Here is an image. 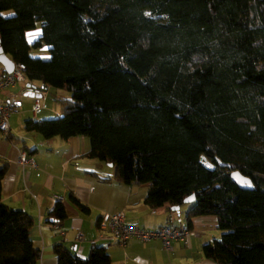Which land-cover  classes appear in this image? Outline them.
Here are the masks:
<instances>
[{
    "label": "trees",
    "instance_id": "1",
    "mask_svg": "<svg viewBox=\"0 0 264 264\" xmlns=\"http://www.w3.org/2000/svg\"><path fill=\"white\" fill-rule=\"evenodd\" d=\"M0 44L27 80L72 94L61 117L27 120V132L87 138L86 157L112 164L113 181L150 185L152 210L195 195L189 228L213 216L223 232L204 257L264 264V0H0ZM43 48L48 59L32 56ZM236 170L253 191L236 185ZM7 171L0 264H38L34 219L3 203ZM49 215L69 217L60 201ZM54 251L58 264H112L101 247L84 259Z\"/></svg>",
    "mask_w": 264,
    "mask_h": 264
},
{
    "label": "crops",
    "instance_id": "2",
    "mask_svg": "<svg viewBox=\"0 0 264 264\" xmlns=\"http://www.w3.org/2000/svg\"><path fill=\"white\" fill-rule=\"evenodd\" d=\"M40 34L41 30L37 28L27 33V39L33 42ZM41 50H47V54L41 56L34 51L32 56L48 59V48ZM1 70L4 72L3 67ZM27 82L35 86L32 92L41 94V98L25 97L27 85H23ZM5 95L17 105L18 111L10 118L9 138L0 133V167L8 163L2 200L7 207L23 211L34 219L31 237L40 251L38 264H58L54 251L56 245L64 246L83 259L94 247L104 248L112 264H215L204 257L202 249L222 237L216 217L193 218L189 228L188 212L193 204H184L179 212L167 207L150 209L145 204L150 185L129 186L113 181V167L86 157L90 149L87 138L45 139L25 130L27 120L37 122L61 117V101L70 99V92L26 80ZM22 97H25V103ZM37 102L42 109L35 116L31 108ZM23 153L30 161L27 164L21 162ZM72 197L90 212L83 213ZM59 201L69 214L62 223L55 222L49 215ZM117 212H124L127 222L143 229L172 226L189 228L191 233L186 241L173 242L168 251L160 240L142 242L132 239L123 246L101 226L105 214ZM79 235L83 237L81 240H78Z\"/></svg>",
    "mask_w": 264,
    "mask_h": 264
},
{
    "label": "built area",
    "instance_id": "3",
    "mask_svg": "<svg viewBox=\"0 0 264 264\" xmlns=\"http://www.w3.org/2000/svg\"><path fill=\"white\" fill-rule=\"evenodd\" d=\"M25 71L26 66L19 63L15 65L11 73L0 72V133L7 138H9L11 132L10 118L18 111V108L11 98L5 95V92L20 83L26 82ZM41 109L42 106L37 102L32 107L31 112L36 116ZM21 162L24 164L30 162L26 153L22 154ZM101 226L109 230L123 246L132 239L142 242L160 240L167 251L170 250L173 242L186 241L191 233L189 228L172 226H165L159 229H143L127 222L124 212L105 214L101 219ZM82 238V235H79L78 240Z\"/></svg>",
    "mask_w": 264,
    "mask_h": 264
},
{
    "label": "water",
    "instance_id": "4",
    "mask_svg": "<svg viewBox=\"0 0 264 264\" xmlns=\"http://www.w3.org/2000/svg\"><path fill=\"white\" fill-rule=\"evenodd\" d=\"M258 1H263V0H258ZM0 64L3 67L4 72L6 73H11L14 68H15V62L10 59L5 53L2 48V45L0 44ZM35 89V86L32 84H27V92L25 94V97L27 98H41V94H35L32 92V90ZM112 167V164L110 165ZM230 177L233 179V181L236 183V185L242 189V190H248V191H253L254 190V184L250 178L245 177L241 172L239 171H232L230 173ZM196 201L195 195H191L187 197L184 201V204H193ZM171 210L173 212H179L180 207L179 206H174L171 207Z\"/></svg>",
    "mask_w": 264,
    "mask_h": 264
},
{
    "label": "rangeland",
    "instance_id": "5",
    "mask_svg": "<svg viewBox=\"0 0 264 264\" xmlns=\"http://www.w3.org/2000/svg\"><path fill=\"white\" fill-rule=\"evenodd\" d=\"M13 13L12 12H6L4 15L5 16H11ZM147 15H150L148 12H147ZM41 27H42V25L40 24L37 28H38V30H41ZM39 53L41 56H45L46 54H47V50H38V51H36L35 53ZM1 68H2V66H1V64H0V72L2 71L1 70ZM29 82H27V83H25L23 86L24 87H26V85L28 84ZM34 86V85H33ZM11 90V89H10ZM19 90H21V88L19 89ZM22 94L24 93V92H21ZM23 99V102L25 103L26 102V99H25V97H22ZM42 101V100H41ZM28 103V102H27ZM27 103H26V105H27ZM33 107V106H32ZM32 109V108H31Z\"/></svg>",
    "mask_w": 264,
    "mask_h": 264
}]
</instances>
